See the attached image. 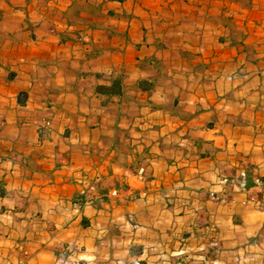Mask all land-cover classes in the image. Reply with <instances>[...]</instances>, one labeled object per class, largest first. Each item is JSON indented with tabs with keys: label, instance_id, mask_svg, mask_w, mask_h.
Here are the masks:
<instances>
[{
	"label": "crops",
	"instance_id": "crops-1",
	"mask_svg": "<svg viewBox=\"0 0 264 264\" xmlns=\"http://www.w3.org/2000/svg\"><path fill=\"white\" fill-rule=\"evenodd\" d=\"M0 264H264V0H0Z\"/></svg>",
	"mask_w": 264,
	"mask_h": 264
},
{
	"label": "built area",
	"instance_id": "built-area-1",
	"mask_svg": "<svg viewBox=\"0 0 264 264\" xmlns=\"http://www.w3.org/2000/svg\"><path fill=\"white\" fill-rule=\"evenodd\" d=\"M140 171H141V172H144V168H141ZM88 189H89V190H88L89 192H94V191L96 190V186H95L94 184H90V185L88 186ZM115 193H116V192H115ZM146 195H147V193H143V194H142V196H144V197H145ZM211 195L213 196V195H215V194L212 192ZM88 200H90V198H87V200H86V198H85V202H84V203H86V201H88ZM84 203H83V202H82V203H80V202H75V203H74V206L77 207V208H79V207H80L82 204H84Z\"/></svg>",
	"mask_w": 264,
	"mask_h": 264
},
{
	"label": "rangeland",
	"instance_id": "rangeland-1",
	"mask_svg": "<svg viewBox=\"0 0 264 264\" xmlns=\"http://www.w3.org/2000/svg\"><path fill=\"white\" fill-rule=\"evenodd\" d=\"M78 37V40L82 39L84 40V42H89V39L86 38L85 36H77Z\"/></svg>",
	"mask_w": 264,
	"mask_h": 264
},
{
	"label": "trees",
	"instance_id": "trees-1",
	"mask_svg": "<svg viewBox=\"0 0 264 264\" xmlns=\"http://www.w3.org/2000/svg\"><path fill=\"white\" fill-rule=\"evenodd\" d=\"M114 1H117V0H114Z\"/></svg>",
	"mask_w": 264,
	"mask_h": 264
}]
</instances>
